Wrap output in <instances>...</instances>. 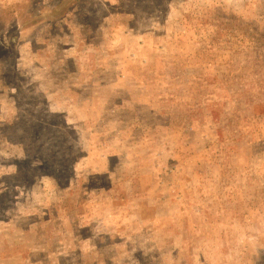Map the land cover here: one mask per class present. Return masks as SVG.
Listing matches in <instances>:
<instances>
[{"label":"rangeland","instance_id":"obj_1","mask_svg":"<svg viewBox=\"0 0 264 264\" xmlns=\"http://www.w3.org/2000/svg\"><path fill=\"white\" fill-rule=\"evenodd\" d=\"M59 1L0 0V264H264V0Z\"/></svg>","mask_w":264,"mask_h":264},{"label":"trees","instance_id":"obj_2","mask_svg":"<svg viewBox=\"0 0 264 264\" xmlns=\"http://www.w3.org/2000/svg\"><path fill=\"white\" fill-rule=\"evenodd\" d=\"M67 1H69V0H62V1L57 2V4L55 5L54 9L56 10V9L60 8L62 6V4L67 2ZM14 38H15V36L14 37H9L10 45H12V42L14 41ZM6 48H7L6 46L2 47V50H3L4 54L8 51Z\"/></svg>","mask_w":264,"mask_h":264}]
</instances>
